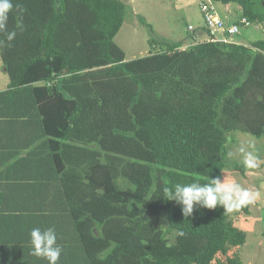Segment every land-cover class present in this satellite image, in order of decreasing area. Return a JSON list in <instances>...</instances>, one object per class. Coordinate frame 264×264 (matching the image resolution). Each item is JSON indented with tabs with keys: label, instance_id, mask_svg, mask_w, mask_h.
Masks as SVG:
<instances>
[{
	"label": "trees",
	"instance_id": "1",
	"mask_svg": "<svg viewBox=\"0 0 264 264\" xmlns=\"http://www.w3.org/2000/svg\"><path fill=\"white\" fill-rule=\"evenodd\" d=\"M213 1L264 25V0ZM13 4L17 36L0 33V253L30 246L5 234L32 214L42 230L68 228L62 264H245L231 214L186 218L162 189L224 176L235 131L264 136V39L211 41L204 21L194 44L162 40L127 60L123 0Z\"/></svg>",
	"mask_w": 264,
	"mask_h": 264
},
{
	"label": "rangeland",
	"instance_id": "2",
	"mask_svg": "<svg viewBox=\"0 0 264 264\" xmlns=\"http://www.w3.org/2000/svg\"><path fill=\"white\" fill-rule=\"evenodd\" d=\"M123 1L127 3L126 20L116 36V41L126 51L127 60L150 54L158 49L157 42L162 40H184L185 47L190 44L192 38L190 36L195 34V30L189 28L188 31L189 25L198 26L203 22L202 0ZM215 4L230 21L241 19L238 4L226 5L216 2ZM258 39H264V25L254 22L242 26L235 40L242 44H251ZM8 83L9 76L0 59V90L6 88ZM240 144L253 145L249 150L259 157V166L256 169L242 173L235 167L242 160V155L237 151ZM227 146L224 176L251 191L260 193L256 202L248 207V211L242 208L231 213L235 223L247 233L246 243L237 247L236 252L240 254L245 264H264V136L257 137L235 131L233 135H229Z\"/></svg>",
	"mask_w": 264,
	"mask_h": 264
},
{
	"label": "clouds",
	"instance_id": "3",
	"mask_svg": "<svg viewBox=\"0 0 264 264\" xmlns=\"http://www.w3.org/2000/svg\"><path fill=\"white\" fill-rule=\"evenodd\" d=\"M14 8L13 0H0V33H5L6 42L15 40L17 31H8L10 13ZM22 30L23 25L19 23ZM5 41H0V44ZM253 145L240 144L238 153L242 155L241 164L246 170L259 166V157L251 150ZM231 155V153H230ZM162 197L174 201L181 206L184 217H191L200 209L215 210L223 208L224 213H234L256 202L260 193L243 187L240 183L228 180L225 176L208 177L207 183L194 181L191 183H176L162 189ZM183 235V233H181ZM30 255L47 261V264H59L62 246L58 243L54 228L41 229L35 227L30 232Z\"/></svg>",
	"mask_w": 264,
	"mask_h": 264
},
{
	"label": "crops",
	"instance_id": "4",
	"mask_svg": "<svg viewBox=\"0 0 264 264\" xmlns=\"http://www.w3.org/2000/svg\"><path fill=\"white\" fill-rule=\"evenodd\" d=\"M230 4V3H229ZM226 4V5H229ZM203 17V16H202ZM193 25L196 26V32L193 35V37L190 40V44H194V40H198L199 38H194L195 35H200L202 33V35L205 37L207 35V31L204 30V19L201 25H195V24H190L189 27ZM209 35H207L208 37ZM186 45V43L184 44ZM31 219V223H29V225L27 224L25 226V228H20V229H16L8 234L5 235H12V236H24L26 237V242L24 244H22L23 246L27 245V243H29L30 241V232L33 228L38 227V224H34V217L32 216V214L30 215V217H25V220ZM58 222H53L50 220L49 223L46 222L47 226H53V228L55 229L57 234H63L65 236H67L68 232V228H61V227H56L55 225H57ZM8 240H17L16 238H11V237H7ZM30 245V244H28ZM15 250V252L9 254H3L0 253V264H47L46 260L40 259V258H36L32 255H30V246L28 248H17V249H13ZM63 257L61 256V259L59 261V264L66 263L68 262L67 260L65 261L64 259H62Z\"/></svg>",
	"mask_w": 264,
	"mask_h": 264
},
{
	"label": "built area",
	"instance_id": "5",
	"mask_svg": "<svg viewBox=\"0 0 264 264\" xmlns=\"http://www.w3.org/2000/svg\"><path fill=\"white\" fill-rule=\"evenodd\" d=\"M201 12L207 27L210 29L208 39L211 41H233L234 35L238 34L244 25L250 23L246 18L241 19V23L230 22L222 18L218 12L217 5L213 0H202ZM190 30H195L191 25Z\"/></svg>",
	"mask_w": 264,
	"mask_h": 264
}]
</instances>
